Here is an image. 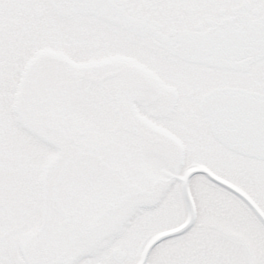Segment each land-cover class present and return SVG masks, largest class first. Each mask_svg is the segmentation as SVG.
I'll return each mask as SVG.
<instances>
[{
  "label": "snow or ice",
  "instance_id": "6c2138e0",
  "mask_svg": "<svg viewBox=\"0 0 264 264\" xmlns=\"http://www.w3.org/2000/svg\"><path fill=\"white\" fill-rule=\"evenodd\" d=\"M0 264H264V0H0Z\"/></svg>",
  "mask_w": 264,
  "mask_h": 264
}]
</instances>
